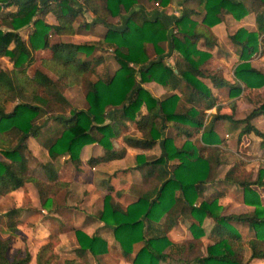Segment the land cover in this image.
Wrapping results in <instances>:
<instances>
[{"label": "trees", "instance_id": "trees-1", "mask_svg": "<svg viewBox=\"0 0 264 264\" xmlns=\"http://www.w3.org/2000/svg\"><path fill=\"white\" fill-rule=\"evenodd\" d=\"M76 1L93 15L96 19L93 23L107 24L96 41L62 40L63 35H71L80 26L88 24L82 21L81 25L74 26L81 15V8L75 6ZM188 1H182L181 13L173 19L167 35L168 27L157 15L146 17L138 9L130 8L135 4L165 6L170 0H0V57L7 56L11 62L7 71L0 68V195L31 181L37 185L39 196L45 202V190L54 193L62 184L58 183L50 161L39 163L43 168V179L31 173L27 138L38 134L35 120L45 112L44 106L49 101L70 106L61 92L63 85H80L86 107L70 106L65 114L50 112L60 129L57 135L47 138L44 147L52 158L66 154L76 167L79 150L87 143L96 142L113 155L112 138L125 128V122H131L139 132V136L122 134L123 142L134 147L149 148L154 145L166 125L185 135L201 128V138L207 139L205 136L213 134L215 120L222 118L230 120L233 125H241L238 138L248 132L259 136V144L264 149V132L249 122L255 114L264 113V100L258 97L251 99L254 104L252 110L243 118L232 119L231 113L219 111L221 106L216 104V97L197 78L207 77L213 84L227 85L230 95H237L242 88L259 86L264 82V74L248 62L250 55L257 50L258 42H264V0H248L254 13V30L248 31L239 26L229 34L230 40L237 46L239 59L232 70L233 82L224 79L221 67L212 61L207 51L196 45L199 38L207 45L213 44L214 35L209 27L219 22L224 13H230L235 19L242 17L246 7L241 1L233 0H192L193 5L187 4ZM10 5L14 6L12 10L2 11L3 7ZM200 12L199 21L191 17ZM47 13L56 22L45 21ZM126 13L121 26H112L118 24L116 20L121 14ZM25 25L31 26L28 44L18 31ZM168 40L183 58L182 62H175L176 71L163 63L161 58L155 59L163 52ZM100 44L112 47L116 67L105 77L91 80L90 75L101 62V57L92 56L91 52ZM137 77L143 82L155 81L173 91L158 99L138 84ZM14 100L17 101L6 111L5 103ZM213 105L216 111L205 119L201 108ZM141 106L145 108L143 113ZM108 107L114 111L106 121ZM229 107L233 109L234 101ZM162 150L164 155L148 162L139 161L144 159L142 154L135 155L136 166L146 165V172L154 171L158 182L167 172L163 167L164 160L177 159L171 168L172 176L164 179L159 187L155 184L150 191L142 192L123 210L111 201L109 193L103 195L98 217L105 224L113 225L112 233L121 253L128 256L132 245L140 241L142 244L131 259L133 264H249L243 259L244 245L241 235L231 224L234 221L245 223L253 230V237L247 240L249 257L264 258V205L260 204L257 193L249 186L250 183L264 186V165L257 169L253 181L240 182L244 201L253 204V208L247 212L220 214L215 199L194 204L214 151L205 156L187 141L176 147L170 135L163 137ZM106 158L105 153L89 156L87 163L95 164ZM175 190L178 194L174 193ZM247 195L250 199L245 197ZM177 202L182 208L186 207L195 219L188 224L192 239L172 243L164 234L146 237L144 221L158 219ZM18 211L19 207H11L5 213L8 227L13 228V217ZM205 215L214 220L208 231L210 242L206 244L205 252L187 256L188 249L202 235L199 225ZM74 234L78 244L75 251L79 255L84 251L93 255L106 251V241L100 236L87 234L78 228L74 229ZM56 240L54 233L47 235V241L36 253L34 264L48 262L49 257L43 253ZM6 249L7 240L0 238V264H28L29 253L8 259ZM64 264L78 263L68 258Z\"/></svg>", "mask_w": 264, "mask_h": 264}, {"label": "rangeland", "instance_id": "rangeland-1", "mask_svg": "<svg viewBox=\"0 0 264 264\" xmlns=\"http://www.w3.org/2000/svg\"><path fill=\"white\" fill-rule=\"evenodd\" d=\"M75 6L81 8V15L77 18L74 26H77L78 24L81 25L82 21H86L88 24L84 27L80 26L78 30L71 35H63L61 37L62 40L74 42L96 41L101 37L105 30V25L107 24H94L95 22L93 23V17L84 9L79 1L75 2ZM160 7L162 6H145L143 4H138L133 5L130 9H138L145 16L153 17L154 15H157ZM13 8L14 6L10 5L5 8L3 7L2 11L12 10ZM173 9H179L176 0H171L169 2L168 10L172 11ZM119 17L120 18L116 20L118 23L117 26H121L125 14H122ZM44 20L50 23L56 22L50 13H47L44 16ZM237 24L234 22H228L227 27H225V36H223L224 32L220 30V49H227V35L234 27L237 26ZM112 26L115 25L113 24ZM30 29V25H25L18 29L25 44H28L27 36ZM91 55L101 57V62L98 66H96L95 72L90 75L91 80H94L97 77H105L116 67L111 46L100 44L92 50ZM255 65L262 67L264 65V59H258V61L255 62ZM10 67L11 62L8 57H0V68L7 71ZM60 88L62 94L68 99L70 106L76 108L86 107L83 90L80 85H63ZM165 94L167 93L161 92L160 96ZM16 101L17 100L6 102L4 105L5 110H10ZM69 107L53 104L49 101L48 104L44 106L45 112L35 120V125L39 127L38 134L35 137L28 136L27 138V145L29 147L28 159H30L29 167L31 173L39 179L42 177L40 174V170L42 169L39 163H42V161H46L47 159H68L66 154L57 155L55 158L50 157L46 152L44 143L47 141V138L57 135L60 129L49 113L65 114L68 112ZM238 108L239 110L237 111V115H242L245 113L247 106L242 102ZM110 114L111 108L108 107L106 108V121L109 119ZM259 126L264 129V121L260 122ZM127 132L128 134H137V132L131 128V125H128ZM119 139L120 137L117 136L113 139V143H117ZM246 140V153L244 151L241 152L240 150H237L236 153L232 155L229 154L222 156L226 161L225 163H228L229 166L232 165V171H235L236 175L239 177L247 174L252 175L255 173L256 169L260 167L259 165L262 162H260L257 158V154H255L256 145L253 142V139L246 138ZM174 141L177 144L180 142L177 139ZM98 146L100 147L101 145ZM118 150L119 156L121 157L117 159L121 160L119 162L109 164L105 169L108 173L105 172V174H103V176L110 181L112 187L114 188L126 185L125 187H129L132 192L138 195L143 191L151 189L153 184L150 183V181L142 180L138 171L131 167L134 164L136 153L131 149L127 150V148L120 149L118 147ZM160 152V148L157 147L144 151L147 158H153L160 154ZM90 153H94V150L88 147L84 148L80 155L78 153V156H80V159H86ZM244 159L248 160L245 161L247 165L242 163ZM67 164L72 167L73 163L70 160H66L65 165ZM81 164L84 168L80 173H75L74 176H76L77 179H74V177L71 179V173L68 171L62 176L64 179H69L67 180L69 181V185H67V187L61 188L55 193H51L48 189L45 190V195L43 196L45 198V202H42L43 198L39 196L37 185L31 181L25 182L21 187L0 196V238L7 240V249L5 254L8 259H12L15 256H23L27 252L30 256L28 264H34L36 253L40 249L41 245L47 241V235L49 233H54L57 236V240L49 245V250L47 252L45 250L43 253L44 256L49 257L46 264H64V261L68 258L75 259L78 264H133L131 261L132 256L142 243L140 241L134 243L128 256H124L121 253L119 243L118 245L116 243L112 244V241L114 240L111 238L112 236H110L111 233H106V235H109L110 237L108 238L109 244H106L105 252L93 255L88 251H84L83 254L79 255L75 251L78 244L75 238L74 229H76L77 226H85V213H89V211L94 213L99 210V206L101 205L100 193L101 190H103V188L95 187L92 184L91 176L96 172L95 168L92 170L87 167L85 163ZM225 167L226 166L224 165L220 166L217 168L216 172L224 174L226 169ZM122 168H129L124 175H121L120 173ZM113 172L115 174L111 175ZM121 176H123L124 182L120 180ZM260 192L262 193L264 200V191L261 189ZM235 198V200H237L238 196L236 195ZM119 204L121 208L124 207V204L121 201H119ZM11 207H19L18 213L13 217V228L8 227L9 220L8 216L5 214ZM95 215H97V212H95ZM207 226V220H204V230H207ZM237 228L241 233L242 240L246 248L243 259L248 260L250 251L247 248V240L253 237V230L250 227L240 225H238ZM94 231L99 232L95 228ZM158 232L160 233L157 229L151 230L149 233L155 234ZM168 235L171 240L177 241L185 240L190 237L189 230L183 222H178L174 225L170 229ZM207 241L208 239L205 236H202L197 242L195 241L194 246L186 252L188 254L187 256L194 255L195 253H199L204 250V245ZM249 263L264 264V259H252L249 260ZM158 264H168V262H158Z\"/></svg>", "mask_w": 264, "mask_h": 264}, {"label": "crops", "instance_id": "crops-1", "mask_svg": "<svg viewBox=\"0 0 264 264\" xmlns=\"http://www.w3.org/2000/svg\"><path fill=\"white\" fill-rule=\"evenodd\" d=\"M182 1L183 0H176L177 6L179 7V9H173L172 11L168 10V5H169V3H168L166 6L160 7L159 12L157 13V16L168 27L167 35L169 34L170 26L173 22V19L176 18L181 13L182 5H183ZM233 1H241L247 9L246 13L238 19H235L234 17H232L230 13H224L222 19L219 22H216L209 27L210 31L214 35V43L211 45H207L204 43L202 38H199V40L197 41V45H196L197 48H199L201 50H205L209 53L212 61L216 65L221 67L220 73H221L222 77L224 79H226L228 82H233L234 79H233L232 70H233V67L236 65V63L239 61L237 49H236L237 46L230 40L229 34L234 32V30L239 26L245 28L248 31L255 29L254 13L251 10L249 1L248 0H233ZM193 3L194 2H192V0H189L187 2V4H190V5H193ZM135 5H138V4H135ZM87 12H89V11H87ZM126 15H127V13L125 14V17H126ZM91 16L93 17L92 14H91ZM125 17H124V19H125ZM146 17H148V16H146ZM191 17L193 19L199 21V19L201 17V12L200 13H194L191 15ZM93 19H94V21L96 20L94 17H93ZM228 22H234V23H236V24L238 23V24L236 27L233 28V30L231 32L228 33V35H227V40H228L227 41L228 42L227 49L222 50V49H220V46H219V34H220V30H221L224 32L223 36H225V34H226L225 33V27H227ZM52 23H54V22H52ZM94 24H99V23L96 22ZM100 24H102V23H100ZM114 25L116 27H119V26H117L118 24H114ZM263 36H264V34H263ZM220 37H221V35H220ZM257 46H258L257 50L250 55V57L248 58V62L250 64V66L256 68L257 70H259L260 72H262L264 74V65L262 67L255 65V62H257L258 59H261V58L264 59V42H258ZM155 57H156L155 59L161 58L162 62L165 63L166 65H169L174 71H176L175 62L176 61L177 62L183 61L181 54L177 50H175L171 47L169 40L167 42H165L163 52L161 54L155 56ZM197 78L200 81H202L205 85H207L208 88L210 89L211 93L216 97V104L221 106L219 111L225 112V113H231L232 119L243 118L252 110V108L254 107V104L251 101V99L258 97L259 99L264 100V82L262 84H260L259 86L242 88L237 95H230L228 92L229 88L227 85L222 84V83L213 84L212 81L207 77L197 76ZM137 82L139 85L145 87L153 96H155L158 99L164 98L165 96H167L168 94H170L173 91V90H168V89L163 88L160 84H158L157 82L152 81V80L143 82L142 80H140L137 77ZM239 83L242 86V82H239ZM177 90L178 89H175L174 91L178 92ZM161 92H166L167 94L160 96ZM231 101H234L233 109H230V107H229V104ZM242 102L247 106L246 111L242 115H237V111L239 110L238 106H240V103L242 104ZM201 109L204 113L205 119H208L210 117L211 113H214L216 111V108L214 105L207 107V108H201ZM113 111H114V109H111V114ZM140 111H141V113H143L145 111L144 106L140 107ZM111 114H110V116H111ZM110 116H109V119H110ZM263 121H264V113L263 112H259V113L255 114L249 120V122L254 127H256L260 131L264 132V129L259 126V123L263 122ZM128 125H131V128L133 130H135L137 132V134H128V132H127ZM240 126H241L240 124L233 125L232 122L228 119H222V118L217 119L214 122L213 134H211L209 136H205L207 139H204V138L202 139L201 135H200L201 128H199L197 131H194L190 135H185L182 132H179V133L176 132L172 126L166 125V126H164V129H162L160 131V136L158 137V139L154 145H152L149 148H140V147L129 146L123 142V140H122V134L123 133H127L128 135H131V136H139V132L133 127V124L131 122H125V128H123V130H121L114 137V138H116L117 136H119L120 137L119 141L117 143H113L114 138H112V148L115 150V153L113 155H111L109 152L105 151L102 146L99 147L98 145H100V144H98L96 142L84 144L80 148L79 155L84 150V148L89 147L90 149L94 150V153L88 154L87 158L89 156L102 155L105 153L108 157L106 159L100 160V161L96 162L95 164L90 165L87 163V158L86 159H80V156H79V163H78L77 167L74 164H72V167L69 166L68 164L65 165V161L66 160L68 161L69 159H61V160L47 159L46 161H50L52 163V166H53V168L57 174V179L59 181L58 183H60V182L62 183V184H60V186L58 187V189L55 192H57L61 188L67 187V185H69V181H67L69 179L68 178L67 179L62 178V176L65 174V172L67 173V171H68L71 173V179H73V177H74V179L75 178L77 179V177L74 176L75 173H77V174L80 173L84 168L81 163H85L87 165V167H89L92 170L95 168L96 172L91 176V180H92L93 186L98 187V188H103V190H101V193H100L101 194V205L99 206V210L95 211V212H97V215H95V212L93 213L90 211H89V213H85V216H84V218L86 217L85 226H83V227L77 226L76 228H80L82 231H84L87 234L94 233V234L100 236L101 238H103L106 241V244H109L108 238L110 236H112L111 238H113V240H114V241H112V244L116 243L118 245V241L114 238L113 233H112L113 225L105 224L98 217V213H99L100 209L102 208L103 195L106 193H109L110 197H111V201L114 202L119 209L123 210L128 203L134 201L141 194L140 193L138 195V194L132 192L129 189V187H125L126 185H121L120 187H114L113 188L110 181L103 176V174H105V172H107V171H105V169L107 168V166L109 164L119 162L121 160V159H117V158L121 157V156H119V153H118V151H119L118 147L120 149H123V148H127V150L131 149L136 154H142L144 156V159H139V161L143 160V161L148 162V161H151L160 155H164L163 150H162V139L165 135H170L172 137V143L176 147L181 146L184 141H187V142H191L193 147H195L196 149H199V150H197L198 153H202L205 156H208L209 152L214 151V154L211 155L212 158L210 159L209 169H208V172L206 174L205 180L203 182L201 192L198 194L197 198L195 199L194 204L197 205L201 200L215 199L216 204L219 206V213L220 214L247 212L253 208V204H251L250 202L244 201L243 187L240 184V182H243V181H250L251 182V181H253L255 179L256 172H257L258 168L256 169L255 173H253L252 175L247 174L245 176L239 177L236 175L235 171H232V167H231L232 165L229 166L228 163H225L226 161H225V159H223L222 156L223 155H229V154L232 155V154L236 153L237 150H240L241 152L244 151L246 153V150H245V148H246L245 146L247 145V144H245V142L247 141L246 138L253 139V142L256 145L255 154H257L256 156L260 160V162L262 161L259 165L260 167H262L264 165V156H263L264 149L259 144L260 137L255 135L253 132H248L246 134H242L238 138V132H239ZM176 139L180 141L178 144L175 143V141H174ZM155 147L160 148V150H161L160 154L156 155L153 158H147L145 156L144 151L151 150ZM246 160L247 159H244V161L242 163H245ZM46 161H42V163L46 162ZM175 163H177L176 158L164 160L163 167L167 170V172L165 173L164 178L160 182H158L157 178L154 176V171H152L151 173L146 172V170H145L146 165L141 166V167L136 166L137 165L136 159H134V164L131 167L133 169H135L136 171H138L140 178L142 180L150 181V183H152L153 185L156 184V186L159 187L161 182L164 179L172 176L171 168L173 167V165ZM222 165L226 166L224 174L216 172L217 168H219ZM245 165H247V163H245ZM41 169L42 170H40V174L42 177H40V178L43 179L44 178V172H43L42 166H41ZM128 169L129 168H127V169L122 168L120 170L121 175H124V173H126V171ZM114 174H115L114 172L111 173V175H114ZM263 179H264V176H263ZM120 180L122 182H124L123 176H121ZM153 185H152V187H153ZM249 186L257 193L260 204L264 205L262 193L260 192L261 189L264 191V186H257L254 183H250ZM13 190H15V189H13ZM13 190H11V191H13ZM146 191H150V189L146 190ZM174 193L178 194V191L175 190ZM236 195L238 196L237 200H235ZM153 196H154V194L151 195L149 199L151 200L153 198ZM245 197H247V199H250V197L248 195ZM119 201H121L124 204L123 208L120 207ZM204 220H207V224H208L207 230H204ZM191 221H195V219L187 212L186 207L182 208L181 203L177 202L168 211V213L164 212L158 219H156V220L150 219L148 222L144 221V227L143 228H144V233H145L146 237L164 234L167 237V239L169 241H171L172 243H180V242L184 243V242H187L188 240L192 239L190 231H189V233H190L189 238H187L185 240H178V241L177 240H171L168 237L169 236L168 233L170 232V229L174 225H176L178 222H183L188 229V224ZM213 223H214V220L209 215H205L202 218L200 225H199L202 229V235L199 237L198 240H200V238L202 236H205L208 239L207 243L210 242L209 236H208V231L211 228V226L213 225ZM231 224L235 227V229L239 232L240 235H241V233H240L239 229L237 228L238 225L249 227L247 224L241 223V222H234L233 221V222H231ZM94 228L97 229V231H99V232H95ZM157 229L160 231V233L159 232L155 233V234L149 233L151 230H157ZM89 230H91V231H89ZM106 233H111V235L107 236ZM241 238H242V236H241ZM242 242H243V240H242ZM206 244L204 245V250L201 251L202 253L205 252ZM243 245H244V253H245L246 248H245L244 242H243ZM247 248L249 249L248 246H247ZM249 251H250V249H249ZM244 253H243V257H244ZM248 258H249L248 263H249V260H252V259L253 260H263L264 259L261 257H252V258L248 257Z\"/></svg>", "mask_w": 264, "mask_h": 264}]
</instances>
